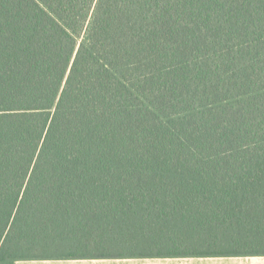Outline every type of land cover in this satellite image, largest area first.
<instances>
[{"label":"trees","instance_id":"trees-1","mask_svg":"<svg viewBox=\"0 0 264 264\" xmlns=\"http://www.w3.org/2000/svg\"><path fill=\"white\" fill-rule=\"evenodd\" d=\"M264 254V0H0V264Z\"/></svg>","mask_w":264,"mask_h":264},{"label":"crops","instance_id":"crops-1","mask_svg":"<svg viewBox=\"0 0 264 264\" xmlns=\"http://www.w3.org/2000/svg\"><path fill=\"white\" fill-rule=\"evenodd\" d=\"M16 264H264V254L223 256L60 257L19 260Z\"/></svg>","mask_w":264,"mask_h":264},{"label":"snow or ice","instance_id":"snow-or-ice-1","mask_svg":"<svg viewBox=\"0 0 264 264\" xmlns=\"http://www.w3.org/2000/svg\"><path fill=\"white\" fill-rule=\"evenodd\" d=\"M237 255H246L245 253H239V254H237Z\"/></svg>","mask_w":264,"mask_h":264}]
</instances>
